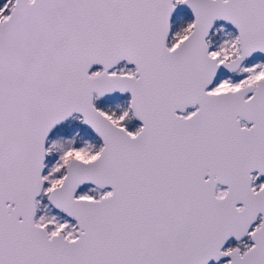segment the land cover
Here are the masks:
<instances>
[{"label": "snow or ice", "instance_id": "6c2138e0", "mask_svg": "<svg viewBox=\"0 0 264 264\" xmlns=\"http://www.w3.org/2000/svg\"><path fill=\"white\" fill-rule=\"evenodd\" d=\"M0 264H264V0H4Z\"/></svg>", "mask_w": 264, "mask_h": 264}, {"label": "rangeland", "instance_id": "374dc122", "mask_svg": "<svg viewBox=\"0 0 264 264\" xmlns=\"http://www.w3.org/2000/svg\"><path fill=\"white\" fill-rule=\"evenodd\" d=\"M3 2H4V0H0V5H2Z\"/></svg>", "mask_w": 264, "mask_h": 264}]
</instances>
